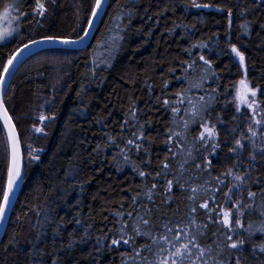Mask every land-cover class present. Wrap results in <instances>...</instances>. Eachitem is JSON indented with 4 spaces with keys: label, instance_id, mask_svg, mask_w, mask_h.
Returning <instances> with one entry per match:
<instances>
[{
    "label": "trees",
    "instance_id": "1",
    "mask_svg": "<svg viewBox=\"0 0 264 264\" xmlns=\"http://www.w3.org/2000/svg\"><path fill=\"white\" fill-rule=\"evenodd\" d=\"M94 1L41 0V17L33 13L36 0H0L22 15L19 38L0 43V73L26 41L78 37ZM194 2L210 6L109 0L85 48L39 52L17 69L3 99L20 141L23 182L0 264H143L155 260L156 246L149 252L151 239L136 228L157 235L164 225L181 233L177 246L185 229L196 234L212 250L209 264H264V232L257 231L264 216L256 208L264 201V0ZM232 45L244 53V67ZM242 79L257 90L261 137L252 136V115L235 103ZM204 126L216 135L200 139ZM6 169L0 126V195ZM235 175L245 177L239 188ZM249 190L255 205L237 228L233 205L251 203ZM229 209L233 231L222 223ZM226 236L245 243L232 249Z\"/></svg>",
    "mask_w": 264,
    "mask_h": 264
},
{
    "label": "snow or ice",
    "instance_id": "2",
    "mask_svg": "<svg viewBox=\"0 0 264 264\" xmlns=\"http://www.w3.org/2000/svg\"><path fill=\"white\" fill-rule=\"evenodd\" d=\"M54 2V0H53ZM103 3V0H95V3L91 10V16L94 18L98 10L101 8ZM193 6L194 7H209L210 5L207 4H195L193 0ZM16 7L19 11L18 5H8L4 9V14L7 15L9 9ZM47 12V8L45 7V4L41 2V0H36V7L33 9V13L36 15H39L43 17ZM27 15V14H25ZM229 16H231V10L229 9ZM92 25V20L88 21L89 28ZM10 34V33H8ZM4 33H0V39L4 38ZM87 35V32L85 31V36ZM81 41L83 40V37L79 38ZM42 40L44 41H52L56 42L59 41L60 43L64 44H70L75 43L76 41L71 40L67 37L62 36H44L42 37ZM39 41H31L32 44L38 43ZM28 45H24V48H27ZM232 52L235 54L236 57L239 59V63L242 67L245 65V55L243 52H241L235 45L231 46ZM20 50L17 49V53ZM16 59L15 55H12L8 58L6 64L3 66V71L0 73V89H2L4 76L7 75L9 72V68L13 64V61ZM200 59H204L203 56L200 57ZM205 63H208L205 61ZM246 72V69H245ZM251 94V96L255 97L257 94V90L252 89L249 87L248 82L246 79H242L239 81V87L237 89V98L242 103H247L246 97ZM165 104L168 103L167 100L164 101ZM249 108H252V104H248ZM173 111H177V109H173ZM195 114V110H194ZM255 115V113H253ZM46 119H49L48 117H45L44 115L40 116L41 122H44ZM0 120H3L4 128L7 131V139L11 147V161L8 166L7 170V181L6 185L3 189L2 195H0V222L3 221L5 212L8 208V205L10 203L11 195L14 191V188L17 184V181L21 178V168H20V152H19V138L16 132V126L12 122V116L9 115L8 109L5 107L3 96L0 95ZM262 121H256L257 124H260ZM185 127H187V123H185ZM35 131L37 132H43V128H35ZM249 131L252 132V136H256V132H253L251 128H249ZM205 133L208 134L209 137H214L216 135L214 128H209L207 126H204V131L200 133V139H203L205 136ZM143 133L141 132L140 136L137 137V139H142ZM237 147H243L240 140L235 141ZM127 145L132 146L134 145L137 149L140 148L139 144H136L134 140H128ZM235 151V149H233ZM262 153H264V149L261 150ZM30 156H32V159H39L38 155H32L30 153ZM252 159H255V156H252ZM165 168L168 166L165 164ZM228 175H232V170H228ZM141 176H144V172H140ZM159 175V174H158ZM245 177H242L240 175H235L234 180L238 183L237 185H234V187L239 188L244 181ZM169 188L171 187L172 182L169 181ZM220 183H223V181H220ZM155 187V185H153ZM195 191V189L193 190ZM232 194V188H229V191L225 193V196L228 199H231ZM247 196L252 201L251 203H243L240 199H237L233 207L236 209V219H235V225L237 228H244V224L242 223L240 217H243L245 215V209L249 211V214H251L253 210V206L255 205V198L257 196V193L253 191H248ZM261 196H264V191L261 192ZM151 198V197H149ZM200 207L207 209L208 204L205 202L204 204L200 205ZM256 208L259 210L261 216H264V201L261 202L260 205H256ZM191 211L194 213L196 211L195 208L191 209ZM117 215H120V213H117ZM131 215V213H129ZM232 210L229 209L227 211L223 212V225L229 230L233 231L232 227ZM211 218V217H209ZM149 222L147 220H143V224L147 225ZM194 223V221H193ZM165 233L164 234H157L152 235L151 232H142L139 227L136 228V235H142L147 236L151 239L152 244L151 245H145L144 247L149 251L152 252V246H156V251L154 253L155 260L154 261H145L143 264H209V260L205 259L206 254L210 256L211 249L205 248L200 245V243L197 240V235L193 234L188 229H185L183 231V240L186 242H180L179 246L176 245L177 241L181 240V233L179 231L173 230V228H169L167 225H164ZM252 225L249 224V236H251V230ZM257 231L264 232V224L261 225ZM226 239L230 241L231 243L228 245L232 249H238L240 248L245 241L243 239L233 240L231 236H226ZM120 240L113 239L112 244L118 245L120 244ZM123 243L128 244V240H123ZM167 246V247H165ZM255 247V246H254ZM259 249L261 252H264V244L259 245ZM166 253V255H165ZM138 254V253H137ZM55 264V262H53ZM236 264H240L239 258H237Z\"/></svg>",
    "mask_w": 264,
    "mask_h": 264
},
{
    "label": "water",
    "instance_id": "3",
    "mask_svg": "<svg viewBox=\"0 0 264 264\" xmlns=\"http://www.w3.org/2000/svg\"><path fill=\"white\" fill-rule=\"evenodd\" d=\"M108 1L109 0H103L102 6L98 10V13L94 18L90 14L89 19H88V21L92 20V25L90 28H89L88 22H87V25H86L84 31L78 37L70 38L71 40L76 41L75 43L64 44V43H60L59 41H56V42L44 41V40H42V37H40V38H35L32 40L26 41L25 43L21 44L18 48H16L10 55V56L15 55L16 59L13 61V64L9 68V72L7 73V75L4 76L2 89H0V95H2L4 98L5 90L7 89L13 75L15 74L17 69L29 57H31V56L39 53V52H43V51H47V50H81V49L85 48L93 38V35H94V33H95L99 23H100V20L104 14L105 9L107 7ZM94 3H95V1H94ZM85 31L87 32L86 36H85ZM80 37H83L82 41L79 39ZM31 41H39V42L32 44ZM26 44L28 45V47L24 48V45H26ZM17 49L20 50L18 53H17ZM7 60H6V62H7ZM6 62H5V64H6ZM2 71H3V69H2ZM2 71H1V73H2ZM0 126L2 128L4 138L6 141V146H7V169H6V178H5V185H6L7 170H8V166L10 164V161H11V147H10V144L8 142V139H7V131L4 128L3 120H0ZM16 132H17V130H16ZM17 135H18V133H17ZM19 152H20L21 178L17 181V184H16L14 191H13L11 198H10V203L8 205L6 212H5L4 219L2 222H0V241L2 239L4 231L6 229L11 210L13 208V205L15 203V200L18 196V193L20 191V188H21V185L23 182V159H22V151H21L20 141H19Z\"/></svg>",
    "mask_w": 264,
    "mask_h": 264
},
{
    "label": "rangeland",
    "instance_id": "4",
    "mask_svg": "<svg viewBox=\"0 0 264 264\" xmlns=\"http://www.w3.org/2000/svg\"><path fill=\"white\" fill-rule=\"evenodd\" d=\"M6 6H8V4H3L2 6H0V33L5 34L4 38L0 39V43H5V42L11 41L13 39H17V38H19L20 33H21L20 17L22 15L18 14V12L15 11V9H13V8L9 9L8 14L5 15L4 9ZM8 33H10V34H8ZM248 85H249V83H248ZM238 87H239V83H238L237 89H238ZM249 87H250V85H249ZM237 89H236V97H235L236 106L239 110H242L245 108L250 112V115H252V117H251L252 125H253L252 131L256 132V133H257V131H259V137H261L262 132L259 129H260V126H261V128L263 127L261 125L263 122V119L259 115V109H258V106L256 104V96L253 97L249 93V95L246 97L247 103H242L237 98ZM252 89H254V88H252ZM248 104H252L253 107L249 108ZM253 113H255V115H253ZM256 121H262V122L260 124H257Z\"/></svg>",
    "mask_w": 264,
    "mask_h": 264
}]
</instances>
